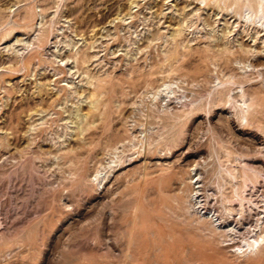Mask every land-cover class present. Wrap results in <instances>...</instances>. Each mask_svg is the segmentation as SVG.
<instances>
[{
    "label": "rangeland",
    "instance_id": "374dc122",
    "mask_svg": "<svg viewBox=\"0 0 264 264\" xmlns=\"http://www.w3.org/2000/svg\"><path fill=\"white\" fill-rule=\"evenodd\" d=\"M256 233L264 0H0V264H264Z\"/></svg>",
    "mask_w": 264,
    "mask_h": 264
},
{
    "label": "bare ground",
    "instance_id": "6f19581e",
    "mask_svg": "<svg viewBox=\"0 0 264 264\" xmlns=\"http://www.w3.org/2000/svg\"><path fill=\"white\" fill-rule=\"evenodd\" d=\"M201 1H203V0H201ZM96 25L97 24L92 25V28L96 27ZM70 57H72V55H67V58H70ZM75 58H76V68H77V70L78 71L81 70L83 73L87 72V68L85 67L86 63L89 61V55H88L87 51L83 50V51L79 52L78 56H76ZM54 71H55L56 74L63 73V69L60 68V67L57 68V69H54ZM167 86H168V84H161L159 86V88H158V91L159 92L163 91L164 88H166ZM162 87H164V88L162 89ZM101 88H102L101 85H97V86H95V88L93 90H91V91L89 90L87 92L86 96L90 100V105L87 107L86 112L84 113V117L86 118V120H85V122H83L82 126L79 128V131H81V132L88 131V130H90L92 128V126H94V123L96 121H100L99 124L97 125V127L100 128L101 131H100V133H99V135L97 136L96 139L104 137V135L107 132L106 127H105V125H106L105 123L108 120L107 119L108 115L104 114L103 111H101V109L99 108L100 102H99L98 98H99V94H101L100 93ZM42 90L43 89L40 88V90L38 92H41ZM43 94H45V93H43ZM43 102L44 101H41L39 105H41ZM37 107H39L38 104H35L33 106V108L30 107V106H27V111H31L32 109H34V111H38ZM102 115H103V117H102ZM77 132H78V130H77ZM92 137H93V134L89 132L86 135L85 139H87V141L89 143H92V142H94V139ZM191 196H193V195H191ZM196 203L197 202H195L194 204H196ZM215 222H219V219L217 217L215 219ZM218 224L220 225V222ZM263 242H264V237L262 236V233H260V234L256 233L255 236H252L251 240H246L245 241L246 249L243 252H245L247 250H249L250 252H253L255 250L257 251V250H259L261 248V244ZM243 245H244V243H243Z\"/></svg>",
    "mask_w": 264,
    "mask_h": 264
}]
</instances>
